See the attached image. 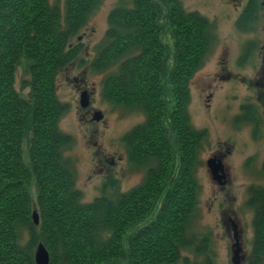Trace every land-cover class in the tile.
I'll return each instance as SVG.
<instances>
[{
  "label": "trees",
  "instance_id": "1",
  "mask_svg": "<svg viewBox=\"0 0 264 264\" xmlns=\"http://www.w3.org/2000/svg\"><path fill=\"white\" fill-rule=\"evenodd\" d=\"M100 1L0 0V264H37L40 243L50 264H177L190 248L187 226L196 210L202 134L192 129L187 108L190 83L210 46L209 23L185 12L179 0H119L108 15L91 68L118 65L104 81L105 93L145 113L126 143L131 161L148 169L134 190L89 204L63 155L72 138L59 127L67 105L56 91L61 72L85 62L79 59L81 40L74 38ZM162 21L174 40L172 68ZM24 64L26 96L16 86ZM252 193L256 252L262 256L264 191Z\"/></svg>",
  "mask_w": 264,
  "mask_h": 264
},
{
  "label": "rangeland",
  "instance_id": "2",
  "mask_svg": "<svg viewBox=\"0 0 264 264\" xmlns=\"http://www.w3.org/2000/svg\"><path fill=\"white\" fill-rule=\"evenodd\" d=\"M119 0H101L88 19L84 30L74 38L82 43V53L71 76H81L91 96V109L101 110L105 120L82 119L80 94L74 83L66 79L64 69L57 79L59 101L67 110L59 122L61 131L71 143L64 148L70 159L76 189L82 202L92 203L97 197L130 192L142 185L148 167L129 160L126 137L143 125L145 113L127 109L107 98L104 81L116 74L118 65L93 71L91 63L105 41L110 12ZM187 13L196 12L206 18L210 27V46L204 62L190 83L187 111L190 125L202 138L198 145L197 203L187 226L190 248L182 251L177 264H232L231 245L224 219L235 218L243 229L244 248L253 253L255 238V205H249L252 189L264 191V99L255 82L262 64L260 47L264 44L262 25L256 20L241 22L240 10L233 0H179ZM162 39L170 50L169 67L173 65V38L162 21ZM81 37L80 40L78 38ZM80 63V64H79ZM81 65V66H80ZM27 65L16 73V86L22 95L29 92L21 85L27 78ZM230 74V79L223 76ZM87 112V111H86ZM248 112V113H247ZM249 114L250 119L244 117ZM28 141V140H27ZM24 143V159L28 160V144ZM213 155L223 156L230 180L224 189L213 181L206 162ZM127 156V157H125ZM179 156L177 159V163ZM28 162V161H27ZM34 187L30 193L36 198ZM249 256V260H252ZM255 264V263H254ZM257 264H264V254Z\"/></svg>",
  "mask_w": 264,
  "mask_h": 264
},
{
  "label": "flooded vegetation",
  "instance_id": "3",
  "mask_svg": "<svg viewBox=\"0 0 264 264\" xmlns=\"http://www.w3.org/2000/svg\"><path fill=\"white\" fill-rule=\"evenodd\" d=\"M233 1L236 2V9H239L241 11L239 20L241 22L256 20V21H258V23L260 25H262V29L264 32V0H233ZM80 39H81V37H80ZM78 40H79V38H78ZM260 51H264V44L260 47ZM76 64L77 63H75L74 65L76 66ZM262 64L263 65L261 66V69L259 70V73L257 74L258 78H256V81L254 83L253 82H251V83L254 84L255 86H257L259 89H261L260 97H263V99H264V54H262ZM75 66L72 67V69H74ZM67 69H69V68H66V71H67L65 74L66 79L69 83L75 84L76 90L79 92V94L84 90H88L87 83L84 80L83 74H81V76H76V75L71 76L72 73L69 72ZM231 77L232 76L230 74L223 76V78H228V79H230ZM88 92H89V90H88ZM90 95L92 96V93H90ZM80 96H81V94H80ZM90 100H91V97H90ZM90 103H91V101H90ZM82 110L84 112L81 115H82V119L85 122H87L89 120L88 114L92 115V117L94 116L93 114H94L95 110L91 109V106L88 109H82ZM103 120H105V116H104ZM90 121L94 122L91 119H90ZM214 156L218 157L219 159L221 158L222 163H223V156L213 155V157ZM125 157H127V156H125ZM128 157H129V154H128ZM128 157H127V159H128ZM129 160H131V159H129ZM224 174H226V180L225 181L227 183L230 180V174L228 173V169H227V167H225V164H224ZM226 183L224 185H221L222 189L225 188ZM224 225H225V228H227L229 238L233 239V241L235 243L236 242L235 238H236V234H237V237L239 238V240L241 242V249H242L241 255H240L242 257V263L241 264H252L254 261H256L257 259L260 258V255L256 252V241L254 244L253 253L251 254V256L248 255L247 249L244 248L243 229H242V227H240L239 222L234 217L233 218H227L226 217L224 219ZM234 243L231 245L232 258L234 256V251H235V249H233ZM249 256L252 260H249ZM232 258H231V260H232ZM231 262L233 264V260Z\"/></svg>",
  "mask_w": 264,
  "mask_h": 264
},
{
  "label": "water",
  "instance_id": "4",
  "mask_svg": "<svg viewBox=\"0 0 264 264\" xmlns=\"http://www.w3.org/2000/svg\"><path fill=\"white\" fill-rule=\"evenodd\" d=\"M80 39V38H79ZM80 96V102L79 105H81L82 109H88L91 104H90V93L88 90L82 91ZM94 117L92 121L99 123V121H102L104 118V114L102 113L101 110L95 111L94 112ZM207 167L209 169V173L212 175L213 180L218 184V185H224L226 183V174H224V163H222L221 158L219 159L218 157L214 156L209 158V160L206 162ZM33 221L35 225H39V215L37 214L36 211L33 212ZM236 242L234 243L233 249L234 251V256L232 258L233 264H241L242 263V257L241 255V242L239 238L237 237L236 234ZM36 263L37 264H50V257H49V252L46 247L42 243L38 245V248L35 252L34 256Z\"/></svg>",
  "mask_w": 264,
  "mask_h": 264
}]
</instances>
